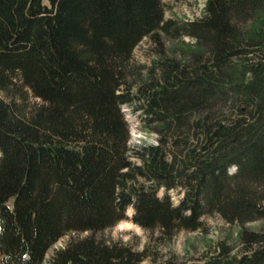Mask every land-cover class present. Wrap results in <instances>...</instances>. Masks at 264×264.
Returning a JSON list of instances; mask_svg holds the SVG:
<instances>
[{"label": "trees", "instance_id": "1", "mask_svg": "<svg viewBox=\"0 0 264 264\" xmlns=\"http://www.w3.org/2000/svg\"><path fill=\"white\" fill-rule=\"evenodd\" d=\"M261 10L264 0H207L203 17L175 24L161 0H0V91L42 101L27 111L0 96V264H42L67 233L104 230L130 208L168 235L212 213L264 218V21L240 31ZM158 30L199 48L140 81L134 49ZM125 105L163 125L158 144L131 147ZM246 236L257 247L212 264H264V233ZM146 257L89 237L51 264Z\"/></svg>", "mask_w": 264, "mask_h": 264}, {"label": "rangeland", "instance_id": "2", "mask_svg": "<svg viewBox=\"0 0 264 264\" xmlns=\"http://www.w3.org/2000/svg\"><path fill=\"white\" fill-rule=\"evenodd\" d=\"M161 2L164 8L165 22L184 24L204 16L207 0H161ZM261 21H264V10L255 13L254 18L248 17L245 25L241 23L240 31L245 33L247 29H258L261 26ZM198 48L197 41L190 35H171L163 30H158L156 34L145 37L134 49L133 61L140 69L138 79L146 81L151 76L153 77V74L158 76L161 60H187ZM238 83L240 81L234 79L232 84L239 85ZM27 92L25 100L21 95L16 94L15 90H11L9 94L0 91V96L8 101L12 98L15 99L19 105L29 111L41 104L42 101L33 96L31 91L27 90ZM238 93H232V97ZM229 100L231 101V99L227 101L229 102ZM123 111L130 128L132 148L158 144L159 130L163 128L161 123L146 120L141 110L134 111L129 105H125ZM133 160H137V158L133 157ZM232 171L233 169H230V172ZM164 192L165 190L162 189L161 194ZM170 195L172 200L178 203L182 191L178 194V190H172ZM133 213V209L130 208L125 219L104 230L67 233L49 248L42 264H51L53 255L64 248L69 241L83 240L89 237L107 244L128 246L135 251H146L147 257L142 262L143 264H159V262L173 257L183 264H212L218 255L221 260L231 259L251 247H257L256 243L246 242V238H248L246 235L264 233V218L257 217L245 222H229L219 214L212 213L202 217L201 228L197 230L183 229L168 235L162 232L159 227L147 229L135 223L132 220Z\"/></svg>", "mask_w": 264, "mask_h": 264}]
</instances>
